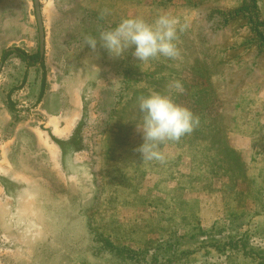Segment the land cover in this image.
I'll return each mask as SVG.
<instances>
[{
	"label": "rangeland",
	"instance_id": "1",
	"mask_svg": "<svg viewBox=\"0 0 264 264\" xmlns=\"http://www.w3.org/2000/svg\"><path fill=\"white\" fill-rule=\"evenodd\" d=\"M243 1L39 0L44 50L26 66L2 53L39 51L33 2L0 0V264H264V0ZM163 14L174 59L84 46ZM154 92L200 120L163 162L137 151Z\"/></svg>",
	"mask_w": 264,
	"mask_h": 264
},
{
	"label": "clouds",
	"instance_id": "2",
	"mask_svg": "<svg viewBox=\"0 0 264 264\" xmlns=\"http://www.w3.org/2000/svg\"><path fill=\"white\" fill-rule=\"evenodd\" d=\"M176 25V19L167 14L158 16L152 24L139 17L125 18L114 28L100 31L98 36L85 37L84 46L96 53L99 45L114 58H122L131 49V55L140 62L156 57L174 59L179 55L175 44ZM175 88L183 90L178 82ZM138 108L142 119L137 130L143 142L137 151L143 161L163 162L165 155L161 146L165 142L179 141L200 123L190 109L161 93L140 97Z\"/></svg>",
	"mask_w": 264,
	"mask_h": 264
},
{
	"label": "trees",
	"instance_id": "3",
	"mask_svg": "<svg viewBox=\"0 0 264 264\" xmlns=\"http://www.w3.org/2000/svg\"><path fill=\"white\" fill-rule=\"evenodd\" d=\"M252 2H251L250 7H249L248 4H245L246 2L243 1L242 4H241L240 9L241 10L245 9V10H248L249 12L252 11V10H256V0H252ZM258 35H259L260 39L263 38V35L260 34V32H259ZM11 53H14L20 60L25 62L26 66H31L32 64L36 63L39 60V57H40L39 51H37V53H35V54H28L25 51H23L22 49L15 48V49H8L7 51L3 52L2 53V58H4L5 56H7L8 54H11ZM43 65H44V63H43V61H41V63H40L41 68H44ZM43 84H44V82H43V79H42L41 80V86H40V92H42V90H43ZM8 108L10 110H13V108H14L13 103H11V101H8ZM231 216L234 217V215L230 214L229 217H231ZM245 235H246V233H242V235L239 236L238 241L241 242L240 240L243 239V241L245 242L246 241V236ZM238 241L237 242H233V241L229 240L228 244H233L235 247H238V246L241 245V244L239 245ZM242 244H244V243H242ZM168 245L172 246L174 250L177 249V243L176 242L168 243ZM131 252H133V251H131ZM144 253H146V251H142V253H134L133 252V254L131 256L133 258H135L137 261L138 260L140 261V258H142V255H144L142 260L146 258ZM258 253L259 254L262 253L264 255V250L258 251ZM140 254H141V256L139 257L138 255H140ZM141 264H148V263L142 262Z\"/></svg>",
	"mask_w": 264,
	"mask_h": 264
},
{
	"label": "water",
	"instance_id": "4",
	"mask_svg": "<svg viewBox=\"0 0 264 264\" xmlns=\"http://www.w3.org/2000/svg\"><path fill=\"white\" fill-rule=\"evenodd\" d=\"M33 8H34V15L37 24V32H38V42H39V55L41 56L44 50V29H43V22L40 12V4L39 0H32Z\"/></svg>",
	"mask_w": 264,
	"mask_h": 264
}]
</instances>
